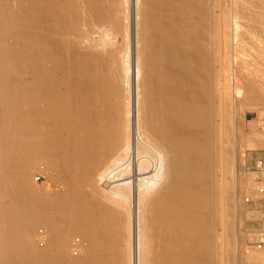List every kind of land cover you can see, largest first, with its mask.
<instances>
[{"label": "bare ground", "instance_id": "obj_1", "mask_svg": "<svg viewBox=\"0 0 264 264\" xmlns=\"http://www.w3.org/2000/svg\"><path fill=\"white\" fill-rule=\"evenodd\" d=\"M126 1L0 0V252L10 264H219V254L230 264L232 249L214 238V163L221 137L223 149L234 137L233 104L219 96L215 53L227 15L237 27V2L137 0L122 12ZM252 6L243 15L259 13L248 27L264 35V0ZM43 151L70 185L53 206L25 191ZM223 195L234 207L235 191ZM34 209L45 218L32 221ZM72 228L91 243L82 261L69 258Z\"/></svg>", "mask_w": 264, "mask_h": 264}, {"label": "rangeland", "instance_id": "obj_2", "mask_svg": "<svg viewBox=\"0 0 264 264\" xmlns=\"http://www.w3.org/2000/svg\"><path fill=\"white\" fill-rule=\"evenodd\" d=\"M261 1L236 0L237 27L235 25V17L227 15L225 18L228 19V25L223 31H219L218 37H216L218 43L215 53L217 57V88L218 90L220 89L219 96L221 100L231 105L233 104L231 116L234 137L230 141V146L228 145L229 149L222 148L223 146L226 147L227 137L224 135L221 137V141H224V143L223 146L221 144L222 147L219 148L214 163L216 178L215 199L217 205L214 238L218 245L232 249L230 264H264V250L256 248V243L264 233V208L261 211H257L253 205L257 200H262L264 204V193H260V190L264 189V170L261 173L262 178L259 179L249 169V159L252 156L260 158L259 161L264 160V35L252 32L248 27L254 18L260 16L259 13L253 14L249 20L243 15V11L251 9L255 2ZM137 2V0H127L122 6V12L130 11L137 5ZM99 7L104 9L106 6L101 3ZM92 21L95 22L96 20ZM121 25L126 27L129 23L123 18ZM96 28V25L94 26L90 23L83 25V33L81 32L78 35L80 38L76 37L77 40L82 39L81 41L79 40L81 47H89L88 35ZM235 28H237V31ZM72 37L75 38V36L69 38L73 40ZM84 43L88 46L84 45ZM71 51L68 54L69 57L73 53L72 49ZM64 55V57H68L66 54ZM234 101L238 103L236 104ZM41 106L44 107V104H41ZM4 113L0 107V130L6 128L2 122ZM93 114L94 111L86 110L87 116L91 117ZM0 159V164L2 163L0 167V172H2L0 173V186L3 188L8 175L2 176L5 159V155L2 152L0 153ZM32 160H34L35 164L31 168V178L28 185H26L25 191L28 194H34L39 197L42 204H44V200H48L50 201L49 205L53 206L54 198L64 195L70 187L66 179V173L63 171V166L58 168L50 164L49 155L44 151L34 155ZM83 163L87 167L95 163L92 152L87 153ZM117 177L121 180H128V175L124 171H120ZM229 189L235 191L233 197L234 207L232 208H229L223 195L225 190ZM87 194L88 190L86 191ZM247 199H250V201H247ZM202 201V197L196 200L197 203H202ZM34 211L30 214L32 221L45 218L46 214L40 209H34ZM49 221L53 223L56 218ZM42 223L44 222H41V225L39 223L35 229L36 243L38 242V247L40 246L39 249L42 248L41 250L45 249L47 245L46 242L43 245L39 241L41 240L39 235H41L42 231L43 233L47 232V227L45 228V224ZM80 230L79 228L69 230L68 254L70 253V260L79 259L82 261L83 256H86L89 251L91 243L87 236L84 237V230ZM73 233L74 235H71ZM79 247L82 252L78 250ZM86 251L87 253H85ZM9 252L8 254L0 252V264H10L12 255H9L11 254ZM41 256L39 255L38 259ZM227 260L225 254L218 255L219 264H229Z\"/></svg>", "mask_w": 264, "mask_h": 264}, {"label": "crops", "instance_id": "obj_3", "mask_svg": "<svg viewBox=\"0 0 264 264\" xmlns=\"http://www.w3.org/2000/svg\"><path fill=\"white\" fill-rule=\"evenodd\" d=\"M259 159L260 158H256L254 156H252L250 159H249V169L252 170V172H254V174H256L257 178L261 179L262 176H261V173L262 171L259 170L257 167H256V164L257 162H259ZM264 161V160H263ZM254 205V209H256L257 211H261L263 210L264 208V204L262 203V200H257L253 203ZM263 218H264V215H263ZM264 235V233L262 234Z\"/></svg>", "mask_w": 264, "mask_h": 264}, {"label": "built area", "instance_id": "obj_4", "mask_svg": "<svg viewBox=\"0 0 264 264\" xmlns=\"http://www.w3.org/2000/svg\"><path fill=\"white\" fill-rule=\"evenodd\" d=\"M256 167L259 170L263 171L264 170V161L257 162ZM260 193H264V189H261ZM247 201H250V199H247ZM256 248L258 250H264V235H262L260 240L256 243Z\"/></svg>", "mask_w": 264, "mask_h": 264}]
</instances>
